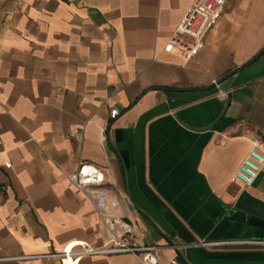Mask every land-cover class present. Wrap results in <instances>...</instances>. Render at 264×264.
<instances>
[{
  "label": "crops",
  "instance_id": "crops-1",
  "mask_svg": "<svg viewBox=\"0 0 264 264\" xmlns=\"http://www.w3.org/2000/svg\"><path fill=\"white\" fill-rule=\"evenodd\" d=\"M195 1L0 0V264H145L57 257L119 239L162 264H264V169L234 181L264 154V0H228L188 58L170 41ZM84 165L102 208L69 181Z\"/></svg>",
  "mask_w": 264,
  "mask_h": 264
},
{
  "label": "built area",
  "instance_id": "built-area-1",
  "mask_svg": "<svg viewBox=\"0 0 264 264\" xmlns=\"http://www.w3.org/2000/svg\"><path fill=\"white\" fill-rule=\"evenodd\" d=\"M227 2L228 0H196L172 35L170 44L185 52L188 58L197 56L204 48L206 36L217 27L222 19ZM119 115V110H112V119H116ZM262 147V143L254 141L253 149L236 173L235 182H241L247 187L254 184L264 169V154L259 150ZM5 167L11 168L9 164H6ZM69 181L79 193L94 197L97 199L99 207L104 206L106 198L98 190V187L104 182L101 170L84 165L77 173L69 176ZM3 196L4 189L0 188V198ZM75 247H81L83 250L73 253ZM156 251V246L132 247L124 239H119L100 249H90L86 244L78 243L75 246H68L57 257L63 263H67L70 260L73 262L74 258H77L75 262H79L85 256L133 254L139 256L145 264H162L155 256ZM167 264L181 263L172 260Z\"/></svg>",
  "mask_w": 264,
  "mask_h": 264
},
{
  "label": "water",
  "instance_id": "water-1",
  "mask_svg": "<svg viewBox=\"0 0 264 264\" xmlns=\"http://www.w3.org/2000/svg\"><path fill=\"white\" fill-rule=\"evenodd\" d=\"M263 53H264V52H262V54H260V55L258 56V58L261 57V56L263 55ZM220 84H221V82H217V83L214 84V86H212L210 89H214V88L220 86ZM226 111H227V110H226ZM226 111H225L224 114L222 115L221 119L225 116ZM214 127H215V126H211L210 128H207V129H205V130H199V131H202V132L209 131V130H212ZM185 264H186V263H185Z\"/></svg>",
  "mask_w": 264,
  "mask_h": 264
}]
</instances>
